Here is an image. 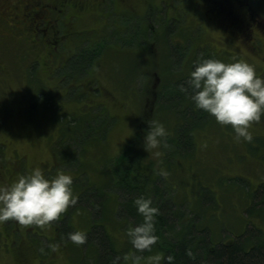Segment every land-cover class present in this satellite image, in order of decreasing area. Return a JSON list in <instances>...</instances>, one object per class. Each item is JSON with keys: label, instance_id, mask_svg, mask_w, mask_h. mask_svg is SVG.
I'll list each match as a JSON object with an SVG mask.
<instances>
[{"label": "rangeland", "instance_id": "1", "mask_svg": "<svg viewBox=\"0 0 264 264\" xmlns=\"http://www.w3.org/2000/svg\"><path fill=\"white\" fill-rule=\"evenodd\" d=\"M6 1L0 0L2 9L18 11ZM90 1L102 6L67 10L71 13L66 15L67 37L62 33L56 37L61 39L56 47L64 55L61 62H67L57 69L30 17L19 15L16 22L0 12V184H10L39 166L49 177L59 171L70 174L73 194L80 190L79 183L98 188L107 169L114 167L112 159L131 144L140 155V174L166 182L168 196L180 209L198 214L196 228L207 229L213 245L246 237L263 246L264 209L263 217L256 215L254 197L257 184L264 181V116L249 128L252 139L244 140L236 138L230 125H220L204 111L207 124L193 133V158L179 157L172 163L168 158L174 149L166 139L175 136L181 107L178 103L170 107L165 100L167 90L175 89L177 81L193 70L194 60L203 58L246 61L264 78V45L259 44L257 51L254 45L249 47L235 36L227 18L208 13L202 0ZM252 3L258 16L264 17V0ZM244 8L237 7L241 12ZM44 14L46 19L55 18L47 10ZM165 20L173 24L169 39L164 37L166 27H160ZM97 41L101 45H91ZM88 48L95 50L94 57L83 63V72L82 56L76 57ZM68 55L76 58L74 65ZM90 81L97 93L85 85ZM35 94L45 98L35 100ZM153 120L167 132L156 148L144 141ZM113 179L120 180L118 174ZM92 194L76 196L77 203L47 225L0 222V264H83L77 244L66 236L89 230L92 216L83 204L95 198L103 203V210L95 212L96 220L104 223L116 249L124 254L122 263L133 264L136 249L127 235L131 224L117 216L114 194H101L102 199ZM157 253L162 254L155 250L140 256Z\"/></svg>", "mask_w": 264, "mask_h": 264}, {"label": "trees", "instance_id": "2", "mask_svg": "<svg viewBox=\"0 0 264 264\" xmlns=\"http://www.w3.org/2000/svg\"><path fill=\"white\" fill-rule=\"evenodd\" d=\"M8 1H10L18 11L15 13H9L6 9H2V5H0V12L8 13L9 16L16 22L19 20L17 19L19 15L22 17L25 16L26 18H28V16L30 17L31 24L36 30L35 35L38 36L37 38L39 41H41L42 46H46L50 49L49 60L52 61L53 65H55V62L57 63L56 69L65 67L64 64L67 62V59L65 62H61L64 55L63 53H59L56 50L58 43L61 42L60 38H56L57 35L62 33L65 37H67L65 35V31L69 26L66 21V15L71 14L70 12L67 13V10L71 8H77L81 10L92 5V8L95 7L99 9L102 6L101 3L99 5H97V3L91 4L90 0L87 2L85 0H7L6 2ZM46 10L51 12L55 18L52 20L49 19V17H47V19L46 17L44 18V12ZM236 10L237 13H230L231 9L228 10V20L231 24L236 20L237 17L239 19L245 17L244 12H241L238 9ZM71 17L73 18L74 14H72ZM239 25H241V22L237 24L238 27ZM15 26L16 25L12 26V30L16 29ZM164 26L166 27L167 35L169 34V28L172 27L173 24L170 26L168 25V21L165 20L160 25L161 29H163ZM38 30L42 31V33H40ZM69 30L71 31V29ZM73 33L76 35L78 34L75 32ZM69 35H72V33ZM166 35L164 34V37L169 39L168 35L167 37ZM169 35L171 38V34ZM14 37L15 35L13 38ZM104 37L105 36L103 35L102 38ZM104 40L107 39L104 38ZM10 41L11 40H7L5 42L8 43ZM243 41L245 42L247 40L243 39ZM100 42L101 41H97L91 45L99 46V44L101 45ZM77 51L78 50L74 51L76 52L75 55L78 54ZM94 51L95 50L90 48L87 50H81L76 58L78 59V56L80 55V58L82 56L81 63L85 64L86 62V64H88L91 62V58L94 57ZM255 51H257L256 47ZM22 54L25 53L22 52ZM68 56V58L72 57L71 55ZM76 58H71V65H74L72 63H74ZM194 62L196 61L194 60ZM84 64L79 68L80 70H83V72L86 69V65ZM71 65H69L67 68L71 69ZM189 77L190 73L185 75L182 80L177 81L178 86H174L175 89L167 90V95H169V98H166L165 101L171 103L170 107H173V105L176 106L175 104L178 103V105L181 107L178 113L180 117H182V121L177 126L178 128H175V136H167L166 139V143L169 145V148L174 149V151L169 154V162L174 161V159H179V157L184 159L190 157V159H192L196 151L193 133L197 127L200 129L202 125L207 124L206 120L208 118L206 119V113L195 107L190 94L181 91V85L186 86ZM92 84L93 82L90 81L85 85L87 87L91 86V91L97 93V87L93 86ZM71 85L72 87L75 86V84L70 83L69 86ZM33 97H35V100H40L42 102L41 99H44L45 95L37 96L35 94ZM167 104L169 106V103ZM35 107L36 104H33L31 110L35 109ZM94 108H96V106ZM175 108L177 109V107H174V109ZM32 112L33 110L31 113ZM99 117L100 115L97 116V119ZM143 127L146 129V126ZM112 160L114 161V167L112 166L113 168L109 167L107 169L108 174L106 176L102 173L104 175L103 185L98 186V188L87 185V187L83 188L79 183L78 186L80 190L74 195L77 197H82L85 196L87 192H93L92 195H95L94 197L102 199V196H100L101 194H105L106 192L113 193L117 200V216L120 219L126 221L128 225L131 224V226L139 224L143 220V217L137 212L136 206L134 204L135 199L140 196L151 198L153 205L159 209V214L157 215L155 222V234L158 236V239L150 251L152 253L153 251L157 250L158 252L162 253L161 255L165 257V259L162 260V264H169V261L166 259V257L169 255L174 257V260L171 262V264H264V245L261 246L258 242L251 244L252 238L248 239L243 237L242 241H238V239L235 240V242H225L217 246L213 245V241L211 240L207 229L196 228L198 214L192 212V210L188 212V210H184L183 207L180 209V205L176 204V202L172 201L170 196H168L169 190H167L166 182L163 184L161 182L163 185L161 186V184L158 183V179H151L148 176L140 174V169L142 166L140 162V155L137 153L134 146L128 144L126 148L123 149V152ZM121 165H124L125 167H122ZM121 168L124 170L120 175L119 172ZM110 171L112 172L110 173ZM117 174L120 180L115 182L113 175L117 176ZM85 181L88 182L87 179H85ZM73 185L74 183L71 186L72 188ZM257 186L258 189L254 197V207L257 210L256 215L263 217L260 213L262 209H264V181L257 184ZM95 200H88L86 204H83L84 209L91 214L92 220L91 227L84 233L87 237L86 241L81 244V247L76 243V248L82 256L81 262L86 264V261H88L90 258L92 261L91 264H123L122 260L124 254L116 249L112 237L105 229L104 223L99 221L100 219L96 220L97 217L94 216L96 215L95 212L98 211L100 213L101 210H103L101 207L103 205L102 201L101 204L100 202L98 204V202ZM66 219L67 218L65 217L64 220ZM67 238L70 239L69 235L66 236V239ZM148 251L149 250H144L143 252H139L136 250L134 254L143 255ZM189 251L191 252V255L188 254ZM93 252L95 255L90 257V255H93Z\"/></svg>", "mask_w": 264, "mask_h": 264}, {"label": "clouds", "instance_id": "3", "mask_svg": "<svg viewBox=\"0 0 264 264\" xmlns=\"http://www.w3.org/2000/svg\"><path fill=\"white\" fill-rule=\"evenodd\" d=\"M181 91L190 94L195 107L212 115L220 125H230L237 139L251 140L249 128L264 116V78L246 61L225 62L209 57L194 62L187 85H181ZM166 134L163 124L151 121L144 136L146 146L156 148ZM72 184L70 174L59 171L49 177L39 166L18 175L10 184H0V222L13 219L24 225L43 226L57 220L70 205L77 203ZM134 204L143 220L130 226L127 235L137 251H150L158 239L155 222L159 209L151 198L143 196L137 197ZM69 237L77 244L87 239L82 232L71 233ZM145 259L147 264H161L165 257L159 253L147 258L136 255L133 264H141ZM166 259L171 264L174 257L169 255Z\"/></svg>", "mask_w": 264, "mask_h": 264}, {"label": "flooded vegetation", "instance_id": "4", "mask_svg": "<svg viewBox=\"0 0 264 264\" xmlns=\"http://www.w3.org/2000/svg\"><path fill=\"white\" fill-rule=\"evenodd\" d=\"M254 0H205L204 2L208 5V13H214V15H223L228 19V10L231 9L230 13L236 12L237 7L242 6L245 7L243 12L245 17L239 19L238 17L232 24L230 23V27L235 29L237 32L235 36H237L240 40L246 39L245 43L249 47L260 48L259 44L264 45V17L258 16L256 10L254 9V5L252 3ZM243 14V15H244ZM241 22L239 27L237 24ZM262 30V32H259ZM261 33V34H259ZM259 50V49H258Z\"/></svg>", "mask_w": 264, "mask_h": 264}]
</instances>
